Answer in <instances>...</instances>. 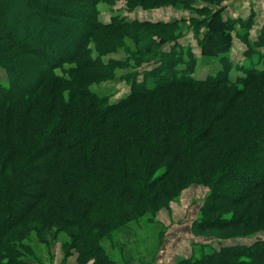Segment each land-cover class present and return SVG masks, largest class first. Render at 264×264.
<instances>
[{
    "label": "trees",
    "instance_id": "obj_1",
    "mask_svg": "<svg viewBox=\"0 0 264 264\" xmlns=\"http://www.w3.org/2000/svg\"><path fill=\"white\" fill-rule=\"evenodd\" d=\"M11 1L0 0V18L17 17L16 24L32 18L43 28L28 27L22 35L14 25L5 30L18 56L0 46V67L9 75L8 87L0 83V264H40L41 248L29 244L49 242L52 230L67 236L64 253H76L78 264H136L130 248L131 239H137L134 229L144 221L154 224L157 212L185 186L209 189L194 223L200 231L226 227L216 216L221 209L239 215L233 207L255 192L264 198V52L259 50L264 30L258 48L248 41L244 53L253 54L255 63L237 65L235 78L226 54L219 55L224 66L204 79L192 77L194 64L178 70L184 63L181 52L164 54L141 82L138 73H130L132 91L111 102L78 77H108L98 69L120 65L104 61L109 50L92 48L90 42L109 44L116 39L112 32L139 25L175 27L177 21L129 23L114 17L106 24L98 5L113 0H73L80 6L69 17L80 26L48 32L45 13L64 15L62 4L21 0L26 11L19 14ZM179 1L206 13L194 7L195 0ZM207 13L199 23L209 27L210 37L230 39L232 31L244 37L235 21ZM236 22L251 28L248 20ZM161 166L167 168L158 175ZM260 205L255 224L264 230ZM256 233L248 229L237 236ZM198 249L178 264H264L260 239L249 246Z\"/></svg>",
    "mask_w": 264,
    "mask_h": 264
},
{
    "label": "rangeland",
    "instance_id": "obj_2",
    "mask_svg": "<svg viewBox=\"0 0 264 264\" xmlns=\"http://www.w3.org/2000/svg\"><path fill=\"white\" fill-rule=\"evenodd\" d=\"M11 2L14 11L18 9L19 14H24L26 8L21 0L20 2L13 0ZM44 2L50 4L56 2L63 6L62 13L64 15L62 16H53L52 13L46 11V18L50 19V22H46V24L48 23V32L63 28L66 24L78 23L76 19L69 17L71 11L80 6L73 0H44ZM194 7H203L206 9V13L192 10L179 0H113L111 4L100 3L98 5L99 19L106 24L110 23L114 17L118 21L122 19L129 23H171L177 21V24L175 27L132 26L126 32L122 30L112 32L111 36L116 38L112 43L107 44L103 40L90 42L92 48L96 49L101 46L109 50V53L102 58L104 61L112 60L120 65H109L107 70L98 69L101 73L109 72L108 77L93 78L87 73H79V79H81L80 76L83 77L84 87L95 92L108 94L110 101L116 102L132 91L129 80L130 73H138L137 81L141 82L143 75H147L150 70L163 62L162 55L178 52L182 53L184 60L183 64L178 65V70L183 71L189 63L194 64L192 77L196 79L212 76L224 66L223 64L221 66L219 62L220 54H226L225 56L233 63V69L229 73L233 78L239 75L238 70L235 69L237 65L255 63L253 54L251 57H246L244 53L249 50L248 41H251L256 47L259 44L257 42H261L260 37L264 30V0H195ZM207 11L209 14L217 13V16L223 20L235 21L233 26L236 31L241 30L239 32L244 37L237 36L235 31L231 32L230 39L217 34L215 38L210 37L207 33L209 27L205 26V22L199 23L209 16ZM238 18L251 22V28H241L240 23L236 22ZM11 20L6 22L4 18H0V22L3 23L0 26L2 28L0 46L6 48L7 54L17 55L19 49L9 40L5 30H8L10 25H14L17 26L21 32L20 35H22L28 27L43 28V25H38L37 21L32 18L29 19L28 24H16L17 17ZM215 23L212 25L213 29H217ZM198 39L202 41L199 42ZM259 50L264 52V47H259ZM189 60H193V62ZM56 72L60 74L59 71ZM31 73L30 71L26 77L28 78ZM149 78L152 79V77ZM0 83L4 87L9 86V75L1 67ZM176 91H184V89L179 88ZM67 94L68 92H66ZM166 168L161 166L156 174L159 175ZM208 193L209 189L204 184L187 185L179 192L175 200H170L167 208L157 212L154 224L144 221L142 225L135 228L137 239H131L130 248L137 256L136 264H141V261L144 264H157V261H162L160 264H178L181 259L193 257L197 249L202 246L219 249L220 244L222 246H249L256 239L264 240V230L259 229V225L255 224V213L260 204L264 205L261 191L255 192L242 205L233 207L240 212L239 215H235L231 211L227 213L221 209L216 216L219 215L220 218H223L226 227L207 232L197 230L194 223L200 216L201 207L204 205ZM251 213L253 214L251 215ZM248 229L258 230V233L245 237L237 236ZM30 235L32 239H36L33 232ZM222 235L229 238L221 241L220 236ZM47 238L49 242L40 243L35 240L33 241L35 243L29 244L35 248L36 246L41 248L42 255L41 258H38L40 264H78L76 253L69 255L64 253L63 243L67 240L65 234H56L52 230L51 235ZM115 256L118 257V254ZM118 260H120L119 257ZM121 263L119 261V264Z\"/></svg>",
    "mask_w": 264,
    "mask_h": 264
},
{
    "label": "crops",
    "instance_id": "obj_3",
    "mask_svg": "<svg viewBox=\"0 0 264 264\" xmlns=\"http://www.w3.org/2000/svg\"><path fill=\"white\" fill-rule=\"evenodd\" d=\"M162 262V261H161ZM160 261H157V264H160L161 263Z\"/></svg>",
    "mask_w": 264,
    "mask_h": 264
}]
</instances>
